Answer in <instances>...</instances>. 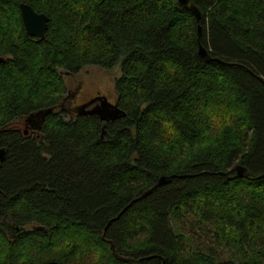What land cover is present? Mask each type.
<instances>
[{
    "label": "trees",
    "instance_id": "trees-1",
    "mask_svg": "<svg viewBox=\"0 0 264 264\" xmlns=\"http://www.w3.org/2000/svg\"><path fill=\"white\" fill-rule=\"evenodd\" d=\"M192 1L0 0V264H264V0ZM87 65L116 107L51 111Z\"/></svg>",
    "mask_w": 264,
    "mask_h": 264
},
{
    "label": "rangeland",
    "instance_id": "rangeland-1",
    "mask_svg": "<svg viewBox=\"0 0 264 264\" xmlns=\"http://www.w3.org/2000/svg\"><path fill=\"white\" fill-rule=\"evenodd\" d=\"M119 74V66L112 69H105L97 65H87L77 73L64 72L63 76L67 88L64 95L65 103L63 102L65 110L57 111L64 112L66 118H69L71 113L69 110L66 111V105H70L69 100L76 94L72 99L74 106L88 102L95 98V96H105L109 103L114 104L116 102L115 80ZM95 101L98 103L99 99L95 98ZM91 107L93 106L91 105ZM15 124L18 125V122ZM19 125L22 128L25 127L23 121Z\"/></svg>",
    "mask_w": 264,
    "mask_h": 264
},
{
    "label": "water",
    "instance_id": "water-1",
    "mask_svg": "<svg viewBox=\"0 0 264 264\" xmlns=\"http://www.w3.org/2000/svg\"><path fill=\"white\" fill-rule=\"evenodd\" d=\"M179 1L187 9L192 11L198 20L202 17V11L196 6V4L192 0H179ZM20 10H21V16H22V20L24 23L27 36H33V37L38 38L39 40L45 39L47 36L48 28H49V21H50L49 17L44 13L37 12L31 5L26 4V3L20 4ZM199 54L205 60L215 59V60L220 61L219 58H213L208 52L207 48L203 45H200ZM113 105L116 107V104H113ZM52 110L53 108L51 109V111ZM49 111L50 110H47L46 112H49ZM44 113L45 112L42 111V112L33 114L31 117L33 116H37V117H33V119H31L30 117L29 119H31L30 120L31 122L33 121L39 124L40 116L44 115ZM101 119H104V117H101ZM4 154H5V151L0 150V161L3 160ZM226 174L228 175L236 174L238 176L243 177V176H249V171L245 166L237 165L236 167L229 170ZM169 180H170V176H162L158 180L157 185L167 183ZM148 192L149 190L145 194H147ZM110 243L112 245L113 250H115L113 242L110 241ZM117 257L121 260L129 261L131 263L140 262V259H134V258L127 257V256L117 255ZM46 264H63V263L56 261V260H51V261L46 262Z\"/></svg>",
    "mask_w": 264,
    "mask_h": 264
},
{
    "label": "flooded vegetation",
    "instance_id": "flooded-vegetation-1",
    "mask_svg": "<svg viewBox=\"0 0 264 264\" xmlns=\"http://www.w3.org/2000/svg\"><path fill=\"white\" fill-rule=\"evenodd\" d=\"M76 95H77V94H76ZM76 95H73V98H74ZM97 97H98V96H95V98H97ZM73 98H72V99H73ZM95 98H93V99H95ZM72 99L69 100L70 102L68 101V102L70 103V105H68V106L66 105V111L69 110L71 114H74V113L76 112L77 108H78L80 105H76V106H74L73 103H72ZM63 102L65 103V98H64ZM63 102H61V104H59V105H56V107H55L53 110H56V111H57V110H65L64 107H63V104H64ZM95 103H96V106H97L98 104H101L100 101H98V103H97V101H95ZM81 105H82V104H81ZM60 107H61V108H60ZM30 120H31V119H30ZM36 124L38 125L37 122H33V121H32L31 124H30L29 126L27 125V128H25V134H28V130L31 131L30 129L34 128ZM29 128H30V129H29ZM26 129H28V130H26ZM7 231H8L7 234H8L9 236H12V231H11V230H7Z\"/></svg>",
    "mask_w": 264,
    "mask_h": 264
}]
</instances>
